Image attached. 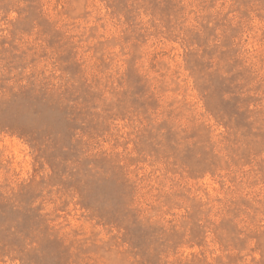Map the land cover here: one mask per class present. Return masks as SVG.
I'll return each mask as SVG.
<instances>
[{
    "label": "rangeland",
    "instance_id": "rangeland-1",
    "mask_svg": "<svg viewBox=\"0 0 264 264\" xmlns=\"http://www.w3.org/2000/svg\"><path fill=\"white\" fill-rule=\"evenodd\" d=\"M0 264H264V0H0Z\"/></svg>",
    "mask_w": 264,
    "mask_h": 264
}]
</instances>
